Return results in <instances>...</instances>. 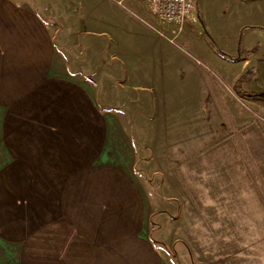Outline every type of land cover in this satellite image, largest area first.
<instances>
[{
    "label": "crops",
    "instance_id": "crops-1",
    "mask_svg": "<svg viewBox=\"0 0 264 264\" xmlns=\"http://www.w3.org/2000/svg\"><path fill=\"white\" fill-rule=\"evenodd\" d=\"M258 1L264 0L250 2ZM107 19L114 33L129 26L115 16ZM254 25L264 28L263 23ZM54 33L34 7L0 0V264H166L150 240L151 218L156 214L160 235L167 225V235L174 237H264V173L260 171L264 169L261 159H252L261 157L258 150L233 151L235 157L246 158L238 161L247 179L251 172L259 175L248 185L231 186L241 191L238 196L179 193L150 204L134 175L135 164L121 157L117 142L115 157L106 150L108 140H117L114 132L125 131L128 135L121 139L131 143L134 154L133 141H140L142 173H172L186 163L180 157L194 154L190 146L197 136H186L183 148H164L176 134L165 128L172 117L163 93L165 79L175 73L177 89H184L181 105L203 109L208 102L212 106L208 97L198 96L197 67L160 39L141 40L139 52L133 48L124 56V86L147 91L154 100L126 99L106 107V113L98 98L70 72ZM261 41L255 42L261 47ZM240 43L242 48L252 46ZM191 49L217 70L212 62L231 65L211 59L208 48ZM249 59L230 62L245 64L232 83L250 66L259 77ZM187 182L192 189L229 188L214 183L200 188L193 180ZM162 184L158 181L152 188H168Z\"/></svg>",
    "mask_w": 264,
    "mask_h": 264
},
{
    "label": "rangeland",
    "instance_id": "rangeland-1",
    "mask_svg": "<svg viewBox=\"0 0 264 264\" xmlns=\"http://www.w3.org/2000/svg\"><path fill=\"white\" fill-rule=\"evenodd\" d=\"M18 1L34 7L37 13L50 24L55 32L56 45L68 59L70 72L98 98L106 113L109 109L106 107L119 102L123 103L126 99L139 102L154 100L151 93H145L147 91H140L137 88L128 89L124 86L126 83L124 56L134 51L133 48L137 49L141 40H150L151 37L162 40L167 48L184 55L190 64L199 70L201 89L198 96L208 97L207 99L212 102V106L207 102L203 109L200 106L189 108L181 105L184 103L181 100L184 89H177L175 73L165 79L168 85L163 93L164 102L168 103L167 112L169 117H172L165 128L169 126L171 130L169 133L172 135L174 132L176 138L165 141L164 148L176 149L178 146L183 148L186 136L193 134L197 136L195 143L191 141L190 146L194 154L189 157L181 156V160L186 163L176 168L175 172L142 173L140 141H133L134 154L131 143L121 139L128 135L125 131L121 133L115 131L117 140L112 139L113 141L107 142L106 150L110 151L113 157H115L113 143L117 142L121 157L135 164L134 175L144 192L148 194L149 204L151 200L167 201L174 194L179 193L181 196L194 193L195 196L202 198L205 196L212 198L220 192H225L227 196H238L237 193L241 191L230 188L231 186L248 185L249 181L257 179L259 175L253 176V172L250 173L249 179L246 178L240 170L241 163L238 161L246 158L241 155V158L235 157L233 151L258 150L261 157H252V159H261L264 169V102L241 99L234 93L233 77L238 69L245 66L242 63L244 61L234 65L221 59L209 47L206 31L221 48L230 54L237 52V41H243L245 47L250 45L253 47L257 44L255 42L257 38L262 40L261 47L258 46L257 51L249 56L251 60L249 62L257 67L259 77L246 80L243 82V87L246 90L264 91V30L261 31L258 27L250 28L252 25L255 26V23L264 24V1H258L252 5L250 1L242 0H197L198 6L196 7L195 4L192 19L181 25L156 24L159 32L140 20L141 17L147 18L143 0H124L122 4H125V7L118 4L116 0ZM133 1L143 8L137 7ZM109 16L123 19L125 24L129 25L126 31L121 26L118 29L119 32H112L115 28L107 24ZM104 20L106 23H103ZM132 34L141 39L137 40ZM143 43H140V46ZM191 46L196 47L197 50L208 48L211 59H220L231 65H218L219 62H212L221 71L219 72L211 63L203 59L204 57L197 55ZM140 49L138 48L137 51L139 52ZM160 64L163 65L162 62ZM177 134L180 139H177ZM111 135L114 138V134ZM224 152H227L228 156H222ZM219 165H221L220 168ZM189 180H193L200 188L212 183L213 185L229 184V188L208 190L196 187L192 189L189 182L186 183ZM158 181L160 185L163 183L162 185L168 188H152V185ZM158 215L151 218L153 222L150 226L154 229L151 230L150 240L165 259L166 264H264V237L203 239L174 237L167 235L170 232L167 225L163 226L161 229L163 234L160 235L154 221ZM171 231L173 233L172 229ZM188 239L193 240L192 244ZM215 240L221 243H216ZM227 246L228 248L225 249ZM178 248L181 249V253H176Z\"/></svg>",
    "mask_w": 264,
    "mask_h": 264
},
{
    "label": "built area",
    "instance_id": "built-area-1",
    "mask_svg": "<svg viewBox=\"0 0 264 264\" xmlns=\"http://www.w3.org/2000/svg\"><path fill=\"white\" fill-rule=\"evenodd\" d=\"M116 0L118 4L125 7L122 2ZM147 7V18L140 20L153 30L159 32L156 24L181 25L194 16L195 0H143Z\"/></svg>",
    "mask_w": 264,
    "mask_h": 264
},
{
    "label": "trees",
    "instance_id": "trees-1",
    "mask_svg": "<svg viewBox=\"0 0 264 264\" xmlns=\"http://www.w3.org/2000/svg\"><path fill=\"white\" fill-rule=\"evenodd\" d=\"M244 2L255 1V0H242ZM196 7L198 6L197 0H195ZM199 16V13H198ZM200 17V16H199ZM250 28H257L256 26H250ZM259 28V27H258ZM264 30V28H260ZM206 36L208 38V44L211 49L221 58L229 62H236L243 58H247L254 54L257 51L259 44H256L250 48H241L240 42L237 41V52L235 54H230L226 52L223 48H221L216 40L206 31ZM256 69L254 66L248 67L244 70L232 83V89L234 93L240 97L241 99H248V100H259L264 102V91H252L246 90L243 87V82L248 79L256 78Z\"/></svg>",
    "mask_w": 264,
    "mask_h": 264
}]
</instances>
